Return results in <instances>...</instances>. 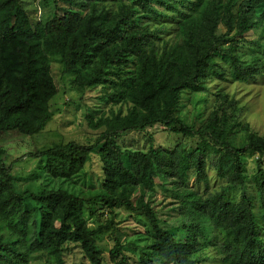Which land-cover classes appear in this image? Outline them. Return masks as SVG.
<instances>
[{
	"label": "trees",
	"instance_id": "trees-1",
	"mask_svg": "<svg viewBox=\"0 0 264 264\" xmlns=\"http://www.w3.org/2000/svg\"><path fill=\"white\" fill-rule=\"evenodd\" d=\"M37 2L0 0V264H28L38 252L64 264L65 243L79 244L89 264H102L96 237L108 225L91 228L83 216L94 203L142 214L152 239L142 264L210 263L209 248L231 264H264V137L236 146L225 115L210 114L195 131L174 115L183 90L206 91L208 78L227 80L225 65L235 81L264 74V58L244 62L238 52L247 33L260 29L253 45L264 56V0H42L44 14ZM220 21L223 34L216 33ZM50 56L59 58L61 74L71 75L76 88L106 87L103 100L127 110L99 117L94 126L104 129L92 143L29 145L9 160L7 144L22 146L52 118L57 88ZM177 124L201 138L195 148L150 144L144 152L117 141L129 131ZM92 153L102 181L86 194L75 177ZM245 153L255 156L251 177ZM25 158L41 162L39 187L19 192L12 171ZM208 167L223 181L218 189H209ZM157 183L160 203L172 205L168 226L152 204ZM238 187L239 197L230 199ZM122 250L115 236L110 259L127 264Z\"/></svg>",
	"mask_w": 264,
	"mask_h": 264
},
{
	"label": "rangeland",
	"instance_id": "rangeland-1",
	"mask_svg": "<svg viewBox=\"0 0 264 264\" xmlns=\"http://www.w3.org/2000/svg\"><path fill=\"white\" fill-rule=\"evenodd\" d=\"M38 12L45 13L42 0H38ZM61 5L76 9L67 3ZM42 14V15H43ZM226 28L223 22H219L216 33L223 34ZM235 32L232 29L228 35ZM172 34H165L167 39ZM260 29L251 30L247 33L245 40L238 48L240 58L244 62L259 63L264 58L261 49L253 45V41L259 40ZM264 42V40H260ZM220 60V59H219ZM218 60V61H219ZM225 65V64H223ZM227 80L220 78H208L206 85L208 90L191 92L183 90L180 94L175 117L185 125L186 129L196 130L203 126L210 114L215 112L219 116L225 115L232 122L233 128L230 135L231 142L236 146L246 144L251 137H264V74L257 75L251 82L232 80L228 76V67L225 65ZM50 75L57 88L56 95L50 101L52 118L42 131L25 139L22 146L20 141L7 144L9 160L27 152L33 146L42 149L54 143L76 141L81 144L92 143L98 134L104 129L96 128L94 122L110 113L111 110L122 109L125 113V105H111L102 98V93L107 88L94 87L89 89H78L73 84L71 75L61 74V64L57 56H50ZM175 126L154 125L144 131H129L117 137L118 143L128 149L146 152L152 144L162 150H172L177 145H183L186 149L195 148L201 138L197 134L187 130H179ZM33 142V144L31 143ZM12 145V147H10ZM19 145V146H18ZM255 156L250 153L243 155L245 174L251 177L255 172ZM40 161L25 158L14 165L12 171L13 183L17 191L36 190L38 183L36 174ZM209 189H218L223 181L220 180L215 171L208 167ZM76 181L83 186L86 194L95 193L102 181V170L99 156L92 153L84 165L83 170L75 177ZM155 202H152L161 219L163 226L171 225L173 212L171 204L160 203L163 189L157 183L155 187ZM239 197V187L229 198L236 200ZM25 201L32 203L29 194ZM160 203V204H159ZM92 210V213L90 212ZM83 216L87 225L91 228L99 225H108L103 228L96 237V244L102 251V264H118V259H110V250L114 246V238L117 236L123 245V254L127 264H142V258L148 252L151 238L146 231L147 223L139 212H130L122 206L109 207L102 203H94L84 209ZM112 224H109V222ZM64 264H89L77 243H65L62 247ZM209 262L202 264H231L228 258L217 255L216 250L209 248L205 250ZM28 264H55L52 256L45 252H38L29 256Z\"/></svg>",
	"mask_w": 264,
	"mask_h": 264
}]
</instances>
